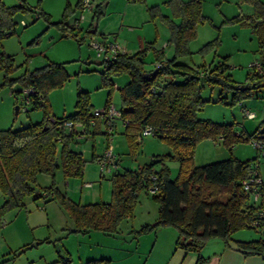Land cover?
Segmentation results:
<instances>
[{
  "label": "trees",
  "instance_id": "1",
  "mask_svg": "<svg viewBox=\"0 0 264 264\" xmlns=\"http://www.w3.org/2000/svg\"><path fill=\"white\" fill-rule=\"evenodd\" d=\"M0 0V33L11 25V17L18 10L26 9L25 5L6 6ZM143 2L144 0H127ZM253 4L252 15L232 16L230 20L243 21L258 37L260 47L259 62L251 64L253 68L243 82H236L228 72L226 55L216 62L191 67L176 62V56L189 54L188 42L195 36L196 23L203 20L200 0H169L172 13L178 20L164 15L169 35L167 45L173 49V55L165 57L157 40L147 42L144 48L135 52H117L114 57L102 60L103 84L113 88L111 75L121 72L129 74V79L118 88L120 98L119 120L124 125L127 144L134 148L142 131L150 126L154 136L166 141L172 152L166 155H153L151 160L133 169L124 168L113 171L108 177L111 183V200L81 203L61 193L55 186H36L39 173L53 175L60 164L65 177H80L83 174L85 159L75 145L92 137L91 125L101 126V118L90 112L88 98L80 91L75 104V111L69 116L46 118L18 129H0V191L4 202L0 207V226L2 210L24 205L23 197L33 194L40 196V189L56 197L69 217L75 229L82 232L99 230L104 233H117L120 224L129 219L133 204L141 189L155 188L152 191L158 200L157 218L154 223L142 224L137 229H130L137 234L152 231L161 226H170L177 231L175 246L184 252L197 254L194 264H202L203 258L198 252L210 238L223 240L246 255L264 257V218L260 220V238L253 240H234L233 232L254 227L251 224L259 206L254 203L242 188V182L249 174V168L257 164V155L247 160H239L230 153L237 142L256 140L261 147L256 151L264 155V126L248 133L244 129L237 131L233 123L214 122L200 119L197 112L207 100L200 95L201 82L217 84L222 90L232 92V102L243 108L241 99L249 97L253 89L264 86V3L260 0H240ZM96 5L86 35L97 32L101 11ZM79 8V0L76 3ZM154 7L149 9L154 13ZM66 7L62 26L70 33L74 29L66 24L69 12ZM78 31L81 30L77 29ZM75 34V33H74ZM106 41V40H105ZM212 43H208L210 46ZM151 51L154 57L153 68H145L144 57ZM14 69L13 57L0 51V70L7 74ZM157 69L152 77L144 76L147 71ZM180 76V80L176 77ZM68 79L60 63H48L44 66L24 69L19 76L7 78L4 75L1 85H18L13 94L16 98L23 92L24 106L46 107L47 93L59 87ZM26 90V91H25ZM28 90V91H27ZM25 91V92H24ZM27 102H25V99ZM109 96L103 109L110 105ZM222 100V97H219ZM46 111V110H45ZM48 113V111H46ZM48 117V115H47ZM80 123L83 130H67L64 121ZM113 122V121H112ZM221 140L227 156L218 161L203 165L193 163V152L197 143L205 139ZM60 144V146H57ZM57 146V147H56ZM103 154V153H102ZM114 155V154H113ZM101 156V155H100ZM115 156V155H114ZM113 163H116L115 157ZM178 160V172L171 178L164 164L166 157ZM99 157V156H98ZM96 157V158H98ZM160 163L159 169L154 168ZM259 171V170H258ZM262 180V179H261ZM264 187V181H262ZM261 187V188H262ZM264 189V188H262ZM49 196V195H48ZM109 259H90L86 264H108Z\"/></svg>",
  "mask_w": 264,
  "mask_h": 264
},
{
  "label": "rangeland",
  "instance_id": "2",
  "mask_svg": "<svg viewBox=\"0 0 264 264\" xmlns=\"http://www.w3.org/2000/svg\"><path fill=\"white\" fill-rule=\"evenodd\" d=\"M264 3V0H260ZM4 5H25L26 9L18 10L11 17V25L0 33V51L12 55L14 69L4 74L0 70V129H18L23 126L40 122L46 118H60L74 113L79 92H85L88 98L90 112L105 107L107 96L113 108L120 106L118 88L129 79V74L121 72L111 75L113 88L103 84L102 71L104 65L102 56L92 47L90 37L104 40L99 32L86 35L88 22L92 13H83L81 30L74 29L72 33L62 26L64 10L71 3V10L65 22L71 23L79 15L76 0H2ZM95 2V0H94ZM202 21L196 23L195 36L187 43L189 54L176 56V62L191 67L214 64L226 55L228 72L236 82L245 81L252 72L251 64L259 62L260 47L258 37L251 31L247 23L230 20L232 16L252 15L253 4L240 0H200ZM129 3V6H126ZM154 7V13L149 9ZM126 18H123L124 11ZM120 12V13H119ZM178 20L172 13L169 0H144L129 2L127 0H109V7L101 5L102 22H108L105 36L108 42L114 43L120 51L127 48L136 50L144 48L147 42L157 40L163 48L165 57L173 55V49L165 44L169 29L163 16ZM22 20V21H21ZM101 26V25H100ZM99 28V24H98ZM98 30V29H97ZM75 33V34H74ZM107 41V40H106ZM212 43L207 46L208 43ZM151 51L145 54V68H153L154 57ZM60 63L68 79L59 87L48 91L46 107H32L27 104L25 110L23 92L18 98L13 94L18 85H1L4 75L15 78L24 69H34L48 63ZM181 77L177 76L176 80ZM207 100L197 112L200 119L214 122L233 123L237 131L244 129L254 132L264 126V86L253 89L249 97L241 99L243 106L252 111L254 116L243 115L242 106L232 102V92L222 90L217 84L201 82L199 91ZM222 100H219V97ZM19 108L16 112L15 106ZM48 113H46V111ZM48 115V117H47ZM93 136L75 145L85 159L83 174L80 177H65L60 164L53 175L39 173L36 176V186H55L61 193L74 201L81 203L111 200V183L108 177L117 170L133 169L151 160L153 155H166L172 152L166 141L149 133L142 135L134 148L127 144L124 125L119 118L113 119L110 134L104 133L101 126L91 125ZM109 138V140L107 139ZM109 141V142H108ZM111 146L116 163L108 170H100L96 157L102 155L107 145ZM57 146H60L58 144ZM56 146V147H57ZM250 142H237L231 148V155L239 160H247L257 155L259 167L264 166V155L256 151ZM193 163L203 165L227 156L221 140L205 139L197 143L193 152ZM164 164L171 178L176 177L179 162L172 157H166ZM160 163H156L159 169ZM42 195L24 196V205L5 208L2 211L0 226V264H85L90 259H109V264H149L148 251L151 247L150 236L147 233L137 234L130 229H137L142 224L153 223L157 218L158 200L150 189H141L133 204L129 219L120 224L117 233H104L97 230L82 232L75 229L72 219L62 208L58 199L47 192L39 190ZM49 195V196H48ZM5 198L0 191V207ZM174 229V228H172ZM171 231V228H167ZM174 231V230H172ZM261 234V229L247 227L232 233L233 237L255 238ZM148 237V238H146ZM150 237V238H149ZM148 239V240H147ZM150 239V240H149ZM139 243V244H138ZM150 257V256H149Z\"/></svg>",
  "mask_w": 264,
  "mask_h": 264
},
{
  "label": "crops",
  "instance_id": "3",
  "mask_svg": "<svg viewBox=\"0 0 264 264\" xmlns=\"http://www.w3.org/2000/svg\"><path fill=\"white\" fill-rule=\"evenodd\" d=\"M78 0H76L77 3ZM75 3V6H76ZM106 6V9L109 7V0H95V6L99 5L98 8L101 11V5ZM129 6V3L126 5ZM68 9H71V3H67ZM124 11L123 18H126V11ZM120 13V12H119ZM104 17H102V20L99 19L97 22L99 24V28L97 27V32H99L103 39L109 41L106 39L105 33L106 31H109L108 29V20L105 22L100 23V21H103ZM101 25V26H100ZM124 46V52L132 53L137 51L135 48H127V46ZM109 140V138L107 137ZM109 142V141H108ZM107 145V144H106ZM115 161V160H114ZM115 163V162H114ZM259 176L261 177L262 181H264V166L259 167ZM264 188V187H262ZM85 203V202H83ZM156 219L154 220V222ZM153 222V223H154ZM150 224V223H149ZM167 228H171L170 230H167ZM174 230V231H172ZM152 231H154L153 235H151V247L148 251V258L150 262L149 264H194L197 259V254L192 252H184L183 249L177 248L175 246V239L177 237V231L176 229H172L170 226H161L154 228ZM152 231L145 232L147 234H151ZM239 230L233 232L236 233ZM258 237L255 238H240V237H232L234 240H253L260 238V233H258ZM148 238V237H146ZM150 238V237H149ZM148 240V239H147ZM139 244V243H138ZM203 258L202 264H264V257H261L259 255H246L242 252L235 250L230 245H227L223 240L218 238H210L205 244L201 247V249L198 251ZM150 256V257H149ZM86 264V263H85ZM109 264V263H108Z\"/></svg>",
  "mask_w": 264,
  "mask_h": 264
},
{
  "label": "built area",
  "instance_id": "4",
  "mask_svg": "<svg viewBox=\"0 0 264 264\" xmlns=\"http://www.w3.org/2000/svg\"><path fill=\"white\" fill-rule=\"evenodd\" d=\"M95 8V2L94 0H79V15L72 19L71 23H68L72 29H80L81 28V22L84 20L83 13H92L93 9ZM22 21V20H21ZM94 35H91L90 42L92 47H94L97 50V55L102 56V60H108L109 58L114 57V55L120 51L118 46H116L114 43L104 41V40H98L93 37ZM26 91V90H25ZM24 91V92H25ZM28 91V90H27ZM25 99V102H27V99ZM25 108V107H24ZM26 109V108H25ZM243 115L247 117H253L254 114L252 111L248 110L247 108H243ZM93 115L96 117H99L103 121V126L105 129L104 133L110 134L109 131H111L113 127V119L118 118L120 113L119 110L113 108L112 105H109L107 109H97L93 111ZM64 126L67 130H83L80 123L78 122H72V121H64ZM151 127L147 126L143 129L141 132L142 135H147L149 133H152ZM140 137H138L139 139ZM250 143L254 147H261L256 140H251ZM110 145H107L106 149L104 150L103 154L98 157L97 162L100 165V170H103L110 167V165L113 163V153ZM257 164L251 165L249 168V174L247 175V178L243 180L242 182V188L246 193H248L249 197L254 201L256 204H260L261 202H264V189H262V180L259 176V171L256 166ZM151 191H154L155 188L151 186L149 188ZM255 216L252 220L251 224L254 227H258L260 220L264 218V206H259L256 211L254 212ZM4 224V223H3ZM2 224V225H3ZM1 225V226H2Z\"/></svg>",
  "mask_w": 264,
  "mask_h": 264
},
{
  "label": "water",
  "instance_id": "5",
  "mask_svg": "<svg viewBox=\"0 0 264 264\" xmlns=\"http://www.w3.org/2000/svg\"><path fill=\"white\" fill-rule=\"evenodd\" d=\"M157 69H152V71H147L144 73V76L147 77H152L155 73H156ZM18 110V105L15 106V111L16 112Z\"/></svg>",
  "mask_w": 264,
  "mask_h": 264
},
{
  "label": "clouds",
  "instance_id": "6",
  "mask_svg": "<svg viewBox=\"0 0 264 264\" xmlns=\"http://www.w3.org/2000/svg\"><path fill=\"white\" fill-rule=\"evenodd\" d=\"M18 108H19V106H18Z\"/></svg>",
  "mask_w": 264,
  "mask_h": 264
}]
</instances>
